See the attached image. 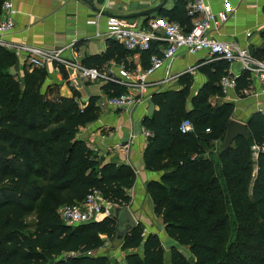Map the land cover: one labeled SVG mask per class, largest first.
Segmentation results:
<instances>
[{"label":"trees","instance_id":"obj_1","mask_svg":"<svg viewBox=\"0 0 264 264\" xmlns=\"http://www.w3.org/2000/svg\"><path fill=\"white\" fill-rule=\"evenodd\" d=\"M185 6L186 0H173L172 9L162 8L153 17L189 33L193 17ZM162 46L153 42L146 51L131 52L109 39L105 52L86 58L83 66L102 73L113 63L134 72L137 68L129 59L138 53L140 70L145 71ZM251 55L264 59V46ZM16 61L0 48V264H110L106 257L90 254L104 246V239L114 238L115 219L67 226L57 210L82 202L93 191L112 206L126 207L135 172L129 166L104 164L78 138L81 128L99 118L98 97L86 104L75 92L69 98L52 97L50 89L42 92L45 69L25 68L19 78L9 73ZM228 68L223 60L199 67L207 82L194 95L193 76L179 75L180 89L153 93L150 104L156 110L141 122L150 134L144 168L162 173L145 187L153 213L167 238L188 247L192 255L190 262L172 246L170 264H264V152L256 159L252 152L253 146L264 145V114L255 112L248 118L250 139L238 137L219 153L215 143L222 142L234 105L213 106L209 99L225 97L220 81L230 75ZM250 84L248 73L241 72L235 80L239 98L245 97ZM103 92L112 98L127 89L107 82ZM185 120L192 129L183 134L180 125ZM31 215L32 232L27 223ZM120 248L129 251L124 264H164L158 235H145L141 224L125 236Z\"/></svg>","mask_w":264,"mask_h":264},{"label":"crops","instance_id":"obj_2","mask_svg":"<svg viewBox=\"0 0 264 264\" xmlns=\"http://www.w3.org/2000/svg\"><path fill=\"white\" fill-rule=\"evenodd\" d=\"M99 11L95 12L82 0H10L17 14L15 27L3 39L8 52L19 46H32L44 50H61L62 59L83 66L86 58L101 55L106 50L109 40L107 19L117 17L129 20L137 25H145L149 16H138L147 10L159 6L163 0H88ZM212 12H225L223 0H206ZM232 10L227 22L222 24L212 38L218 41L235 43L247 48L250 53L264 46V0H228ZM173 7V0H167L164 10ZM157 16V13L152 14ZM213 32V30H211ZM14 66L9 69L13 76L21 78L23 69L28 68L26 56H17ZM140 70L141 61L138 53L130 57ZM218 60H209L206 52L196 55L184 51L172 61L166 62L160 70L147 77L150 84L141 97L144 102L130 106L125 110L112 107H101L97 121L81 128L78 138L84 141L93 150L104 164L113 163L131 167L135 172V183L128 191L131 201L128 208L134 218L142 226L147 225L150 217H157L153 213V205L147 195L145 187L150 181H158L161 172H152L144 168L143 153L147 138L143 135L141 122L144 117L150 116L155 109L150 104V97L155 92L176 90V78L189 72L194 79L192 94L194 95L206 82L207 78L198 68L207 63ZM46 78L42 92L50 89L52 97H72L73 92L78 95L81 104H86L91 97H98V103L106 95L103 87L107 84L106 78H114L124 83L134 84V72L122 74L123 68L109 63L102 68L104 78L91 83L80 80L77 72L60 65L47 64L44 67ZM230 75L239 76L242 72L239 63L229 65ZM251 84L244 98H239L235 90H229L224 98L211 97V105L229 102L234 105L231 118L246 123L255 112L264 114V95H260L259 83L250 79ZM127 92L136 95L137 88L129 86ZM187 110L192 109L190 102ZM220 142L215 143L219 148ZM152 215V216H151ZM153 233L151 230L146 235Z\"/></svg>","mask_w":264,"mask_h":264},{"label":"built area","instance_id":"obj_3","mask_svg":"<svg viewBox=\"0 0 264 264\" xmlns=\"http://www.w3.org/2000/svg\"><path fill=\"white\" fill-rule=\"evenodd\" d=\"M223 1L226 6L225 12L214 13L206 0H186V11L193 17V30L189 33H185L176 23L151 15L145 25L141 26L129 20L109 17L107 19L109 38L122 44L127 50L131 52L146 51L153 42H162L164 46L160 48V55L154 54L150 57L149 66L145 71L134 72V84L106 78L107 82L118 83L126 89L129 86L136 87L137 93L133 95L127 92L112 98L105 97L98 103L99 108L108 106L117 110H125L130 106L144 102L141 96L150 86L146 81L147 77L163 68L166 62L172 61L181 51L191 55L206 52L209 60H223L229 65L239 63L242 72L248 73L250 79L257 80L260 88L259 94L264 95V59L255 58L247 48L237 46L235 43L212 38V34L218 32L219 27L228 21L232 13L228 6V0ZM16 14L10 0H4L0 13V48L7 49L3 39L14 30ZM11 53L16 58L21 54L25 55L26 63L30 68H44L47 64L62 65L77 72L78 78L85 82L94 83L100 78H104L96 68H87L62 59L61 50L19 46L12 48ZM122 74L125 76L126 72L122 70ZM237 77L236 75H227L221 78L220 86L224 96L229 90H235ZM191 129L192 125L187 120L180 125V132L183 134L190 132ZM143 135L148 138L150 134L143 129ZM252 152L256 159L259 152H264V145L253 146ZM111 207L112 205L107 203L98 191H93L82 202L60 206L57 215L65 225L78 226L100 220L96 219L99 215L102 218L111 217Z\"/></svg>","mask_w":264,"mask_h":264},{"label":"water","instance_id":"obj_4","mask_svg":"<svg viewBox=\"0 0 264 264\" xmlns=\"http://www.w3.org/2000/svg\"><path fill=\"white\" fill-rule=\"evenodd\" d=\"M86 2L93 11L98 12L99 10L95 8L88 0H82ZM167 0H163V2L155 7L154 9L147 10L138 16H150L154 13H158L163 6L166 4ZM238 137H242L246 140L250 139V134L247 129L246 123L240 122L234 118H231L227 124L224 138L221 142V146L219 148V153L226 152L234 142V140ZM111 217L116 221V232L114 238L111 240L112 247H121L125 236L130 233L133 229H135L138 225V222L134 218L132 212L126 207L112 206L111 209Z\"/></svg>","mask_w":264,"mask_h":264},{"label":"rangeland","instance_id":"obj_5","mask_svg":"<svg viewBox=\"0 0 264 264\" xmlns=\"http://www.w3.org/2000/svg\"><path fill=\"white\" fill-rule=\"evenodd\" d=\"M221 146V143H219ZM219 146V147H220ZM256 172V171H255ZM254 172V173H255ZM152 216V215H151ZM101 215L97 216L96 219H101ZM150 222L143 226L144 232L146 235V232L152 231L154 234L158 235L163 249H164V264H170V248L172 246L176 247L179 252L190 262H192V255L188 249V247L185 246H179L176 244L173 240L167 238L163 231V225L161 222V219L157 217L155 219L153 216L150 217ZM35 216L31 215L27 218V223L29 225L30 231L32 232L34 230V223H35ZM129 251H122L120 247H112L111 241L108 239H104V246L100 248L99 250L93 252L90 254L95 256H104L108 259L110 264H124V257Z\"/></svg>","mask_w":264,"mask_h":264}]
</instances>
